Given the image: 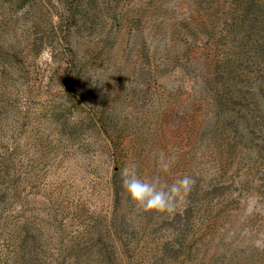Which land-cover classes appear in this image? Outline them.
<instances>
[{"label": "rangeland", "instance_id": "rangeland-1", "mask_svg": "<svg viewBox=\"0 0 264 264\" xmlns=\"http://www.w3.org/2000/svg\"><path fill=\"white\" fill-rule=\"evenodd\" d=\"M0 264H264V0H0Z\"/></svg>", "mask_w": 264, "mask_h": 264}, {"label": "clouds", "instance_id": "clouds-1", "mask_svg": "<svg viewBox=\"0 0 264 264\" xmlns=\"http://www.w3.org/2000/svg\"><path fill=\"white\" fill-rule=\"evenodd\" d=\"M167 171L168 165L163 166ZM194 180L190 176L177 179L170 186L162 183L159 176L144 180L135 166L124 170L123 187L132 202L142 211L173 215L180 201L190 194Z\"/></svg>", "mask_w": 264, "mask_h": 264}]
</instances>
